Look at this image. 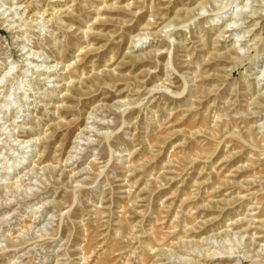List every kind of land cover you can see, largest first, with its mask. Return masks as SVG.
Listing matches in <instances>:
<instances>
[{"label": "rangeland", "instance_id": "374dc122", "mask_svg": "<svg viewBox=\"0 0 264 264\" xmlns=\"http://www.w3.org/2000/svg\"><path fill=\"white\" fill-rule=\"evenodd\" d=\"M0 264H264V0H0Z\"/></svg>", "mask_w": 264, "mask_h": 264}, {"label": "bare ground", "instance_id": "6f19581e", "mask_svg": "<svg viewBox=\"0 0 264 264\" xmlns=\"http://www.w3.org/2000/svg\"><path fill=\"white\" fill-rule=\"evenodd\" d=\"M238 6H239V4L237 3V4H236V7H238ZM237 9H238V8H237ZM237 9H236V12H237ZM31 63H32V62H31ZM31 63H30V64H31ZM36 66H38V64H36ZM28 142H29V141H28ZM28 142H26V144H27ZM30 142H31V141H30ZM24 144H25V143H24ZM29 146H31V145H28L27 147H29ZM32 151H33V150H32ZM71 158L74 159L73 156H72ZM261 236H262V235H261Z\"/></svg>", "mask_w": 264, "mask_h": 264}]
</instances>
